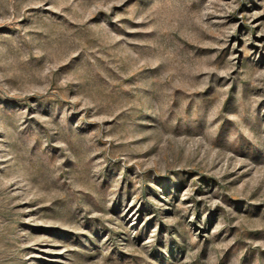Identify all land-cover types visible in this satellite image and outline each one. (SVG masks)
<instances>
[{"label": "rangeland", "instance_id": "374dc122", "mask_svg": "<svg viewBox=\"0 0 264 264\" xmlns=\"http://www.w3.org/2000/svg\"><path fill=\"white\" fill-rule=\"evenodd\" d=\"M0 264H264V0H0Z\"/></svg>", "mask_w": 264, "mask_h": 264}]
</instances>
